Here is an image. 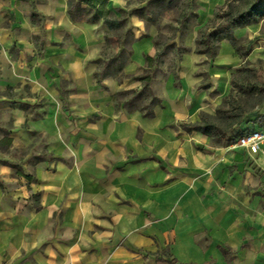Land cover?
<instances>
[{
	"label": "crops",
	"instance_id": "crops-1",
	"mask_svg": "<svg viewBox=\"0 0 264 264\" xmlns=\"http://www.w3.org/2000/svg\"><path fill=\"white\" fill-rule=\"evenodd\" d=\"M68 3L0 0V147L25 154L31 132L44 138L26 155L34 172L0 154V264H264V144L253 155L182 127L217 113L244 63L230 38L211 61L196 52L226 0H196L174 41L190 52L176 71L160 65L152 117L113 96L142 89L133 77L157 55L158 29L132 13L128 78L99 84L108 27L74 23ZM232 37L264 60V20Z\"/></svg>",
	"mask_w": 264,
	"mask_h": 264
},
{
	"label": "trees",
	"instance_id": "trees-1",
	"mask_svg": "<svg viewBox=\"0 0 264 264\" xmlns=\"http://www.w3.org/2000/svg\"><path fill=\"white\" fill-rule=\"evenodd\" d=\"M111 0H69L68 12L74 23L80 24L89 23L94 24L102 21L105 26L108 27L104 39L106 40V47L111 45L117 49L112 57L107 58L101 54V57L94 63L95 72L94 75L97 78V82L101 84L104 79L113 77L118 82L122 83L128 76L124 73V65L131 55V51L126 54V46L132 44L134 40L133 31L129 28V19L125 10L119 9L118 11H112L108 8V4ZM154 0H146L144 7H140L134 15L139 16L144 22L147 21L152 14L148 10L149 5ZM146 15L148 17H146ZM197 14L195 13L193 18ZM264 19V0H227L224 9L216 12L214 18L210 20L209 24L200 29L199 36L197 37L196 52L205 54L209 61L214 59L218 54V49L221 42L225 38H230L233 42L234 48L243 58L248 57V52L242 47L243 40L237 41L234 39L233 31L239 27H248ZM190 20L189 15H185L182 18L181 26L182 31H186L188 22ZM218 21V23H217ZM177 34L181 32L177 31ZM176 34V35H177ZM159 36L156 39L157 55L155 57H147V66L142 75L139 77H133V79L143 83L142 89L137 92L134 90H125L117 92L113 98L116 107L126 106L130 111L142 112L146 117H152L154 115V106L161 103V99L156 97L153 92V80L156 73L160 70V65L164 64L162 58L166 54L167 49H172L179 59L182 54L190 52L187 47H178L172 43L167 49L159 50L161 42ZM177 65H174L171 69L176 71ZM252 71L241 67L232 76V90L229 96L224 99L223 104L218 108L215 115H209L202 113L200 119L196 123L186 124L183 123L182 127L188 132L200 131L208 138L216 140L220 143L232 144L236 142L240 137L250 132L256 131H239L232 129L235 125L241 124L245 113L241 111L238 113L235 109H227L228 102L233 98V93L237 88L243 91V82L247 81V76ZM256 87L252 89V94L256 93ZM264 92V87L261 89ZM263 127H259V129ZM232 129V130H230ZM261 130V129H260ZM264 131V130H263ZM29 180H32L29 177ZM41 194H36V208H41L40 203ZM179 264L173 260L172 264Z\"/></svg>",
	"mask_w": 264,
	"mask_h": 264
},
{
	"label": "rangeland",
	"instance_id": "rangeland-1",
	"mask_svg": "<svg viewBox=\"0 0 264 264\" xmlns=\"http://www.w3.org/2000/svg\"><path fill=\"white\" fill-rule=\"evenodd\" d=\"M146 0H124V8L127 12V17L129 19V28L132 30V25L130 22L132 13L135 12L140 7H144ZM227 1V0H226ZM225 5V4H224ZM196 0H154L150 5L148 10L151 12V16L147 18L145 22L148 27L154 26L158 29L159 41L161 45L159 50L167 49V47L172 43L174 39L178 36L177 31H182L181 21L185 15L190 16V20L188 22L191 23L193 21V16L197 12ZM121 9L118 8L117 11ZM224 9V6L220 8ZM139 17V16H138ZM146 17H148L146 15ZM262 19L261 21H263ZM218 23V21H217ZM177 34V35H176ZM246 44V41L243 40V45ZM131 45L126 46V54L131 51ZM115 46H110L109 48H105L101 53L105 55L107 58L113 56L116 51ZM245 51L250 52L243 47ZM100 54V55H101ZM128 55V54H127ZM179 59V55L175 53L172 49H167L166 54L162 58V62L164 64H168V67L172 68L174 65H177ZM244 59V63L241 65L243 68H247L252 71L251 74L247 76V81L243 82V91L236 89V91L232 94L233 98L228 102L227 109L231 110L232 108L237 110L238 113L243 111L245 113L241 124L235 125L232 129L250 132L255 130L256 128L263 127L264 128V92L261 89L264 87V60L254 59L249 60V56ZM256 87V93L252 94V89ZM30 113L29 118L36 119L39 114ZM0 120V125H1ZM230 129V130H232ZM2 133H0L1 135ZM31 140L32 143L30 147H28V151L23 154L21 150H18L16 147L10 149L7 146L0 147V154L5 156H9L10 160L5 162L12 161L15 170L17 173H29L34 172L35 168L39 164L38 158H32L28 160L26 158L27 153L30 154L35 150V148L44 144V138L41 135L36 134L35 132H31ZM213 143L216 146H225L224 143H220L213 139ZM1 159H7V157ZM21 159V160H19ZM36 200V199H35Z\"/></svg>",
	"mask_w": 264,
	"mask_h": 264
},
{
	"label": "built area",
	"instance_id": "built-area-1",
	"mask_svg": "<svg viewBox=\"0 0 264 264\" xmlns=\"http://www.w3.org/2000/svg\"><path fill=\"white\" fill-rule=\"evenodd\" d=\"M232 144L236 147L244 148L250 154L256 155L262 151L261 146L264 144V131L257 129L256 131L243 135Z\"/></svg>",
	"mask_w": 264,
	"mask_h": 264
}]
</instances>
